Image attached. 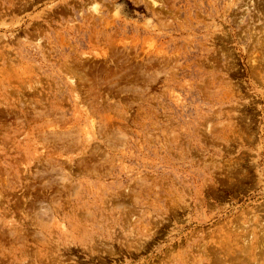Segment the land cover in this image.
<instances>
[{"label": "rangeland", "instance_id": "374dc122", "mask_svg": "<svg viewBox=\"0 0 264 264\" xmlns=\"http://www.w3.org/2000/svg\"><path fill=\"white\" fill-rule=\"evenodd\" d=\"M0 264H264V0H0Z\"/></svg>", "mask_w": 264, "mask_h": 264}]
</instances>
